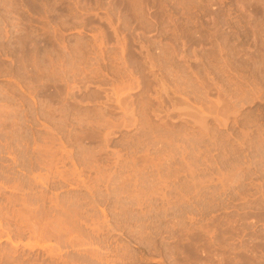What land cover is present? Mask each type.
<instances>
[{
	"label": "rangeland",
	"instance_id": "374dc122",
	"mask_svg": "<svg viewBox=\"0 0 264 264\" xmlns=\"http://www.w3.org/2000/svg\"><path fill=\"white\" fill-rule=\"evenodd\" d=\"M0 264H264V0H0Z\"/></svg>",
	"mask_w": 264,
	"mask_h": 264
}]
</instances>
